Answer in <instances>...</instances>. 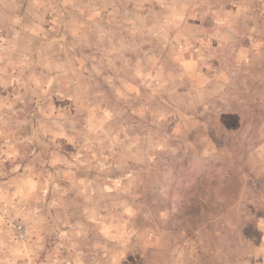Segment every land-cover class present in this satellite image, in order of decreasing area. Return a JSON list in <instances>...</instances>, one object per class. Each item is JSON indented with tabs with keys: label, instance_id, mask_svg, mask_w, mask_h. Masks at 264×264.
<instances>
[{
	"label": "rangeland",
	"instance_id": "1",
	"mask_svg": "<svg viewBox=\"0 0 264 264\" xmlns=\"http://www.w3.org/2000/svg\"><path fill=\"white\" fill-rule=\"evenodd\" d=\"M0 264H264V0H0Z\"/></svg>",
	"mask_w": 264,
	"mask_h": 264
}]
</instances>
